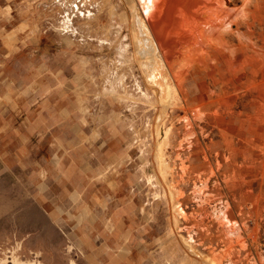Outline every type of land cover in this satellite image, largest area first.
<instances>
[{
    "label": "rangeland",
    "instance_id": "374dc122",
    "mask_svg": "<svg viewBox=\"0 0 264 264\" xmlns=\"http://www.w3.org/2000/svg\"><path fill=\"white\" fill-rule=\"evenodd\" d=\"M37 3L86 58L135 228L115 264H264V0H201L154 28L147 0ZM1 126L0 264H89L36 202L34 173L4 156Z\"/></svg>",
    "mask_w": 264,
    "mask_h": 264
},
{
    "label": "crops",
    "instance_id": "0c3cea01",
    "mask_svg": "<svg viewBox=\"0 0 264 264\" xmlns=\"http://www.w3.org/2000/svg\"><path fill=\"white\" fill-rule=\"evenodd\" d=\"M37 2L0 4L4 156L34 173L35 200L73 251L89 264L104 254L115 264L135 228L123 224L128 207L114 201L116 164L100 144L86 58L65 30L51 29Z\"/></svg>",
    "mask_w": 264,
    "mask_h": 264
},
{
    "label": "bare ground",
    "instance_id": "6f19581e",
    "mask_svg": "<svg viewBox=\"0 0 264 264\" xmlns=\"http://www.w3.org/2000/svg\"><path fill=\"white\" fill-rule=\"evenodd\" d=\"M201 0H147V13L150 18H152L151 25L153 28L157 25L156 23L163 26L167 19L171 17V12L178 10L181 12H189L195 9ZM199 16L193 15L191 19L194 21L198 19ZM172 20H175L174 18ZM175 23V22H174ZM174 23L172 25H174ZM217 32V29L216 31ZM175 34L176 32H171ZM169 33V35L171 34ZM158 34V32H157Z\"/></svg>",
    "mask_w": 264,
    "mask_h": 264
}]
</instances>
